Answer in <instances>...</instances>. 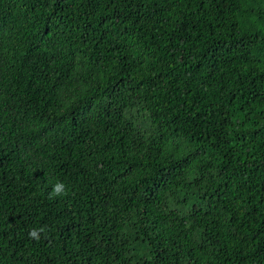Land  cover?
<instances>
[{
  "label": "trees",
  "instance_id": "obj_1",
  "mask_svg": "<svg viewBox=\"0 0 264 264\" xmlns=\"http://www.w3.org/2000/svg\"><path fill=\"white\" fill-rule=\"evenodd\" d=\"M0 264H264V0H0Z\"/></svg>",
  "mask_w": 264,
  "mask_h": 264
},
{
  "label": "clouds",
  "instance_id": "obj_2",
  "mask_svg": "<svg viewBox=\"0 0 264 264\" xmlns=\"http://www.w3.org/2000/svg\"><path fill=\"white\" fill-rule=\"evenodd\" d=\"M68 195V188L67 185H65L61 181H57L52 186V192L50 193V196L52 197H60V196H67ZM47 230V226H42L40 228H32L29 230V237L31 239L39 241L41 239V234L45 233Z\"/></svg>",
  "mask_w": 264,
  "mask_h": 264
}]
</instances>
